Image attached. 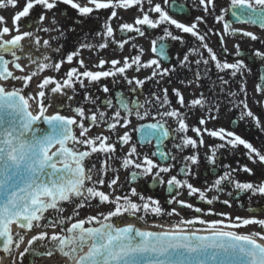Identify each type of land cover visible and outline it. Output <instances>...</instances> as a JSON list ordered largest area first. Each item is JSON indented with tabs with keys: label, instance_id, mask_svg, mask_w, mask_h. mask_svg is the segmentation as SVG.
Masks as SVG:
<instances>
[{
	"label": "snow or ice",
	"instance_id": "snow-or-ice-1",
	"mask_svg": "<svg viewBox=\"0 0 264 264\" xmlns=\"http://www.w3.org/2000/svg\"><path fill=\"white\" fill-rule=\"evenodd\" d=\"M146 2L149 7L145 11L143 7L145 0H89L94 8L81 6L74 0H25L23 8L14 14L13 28L0 27V81L21 83L20 87L13 85L11 90L4 84H0V252L5 255L11 257L13 249H19L24 243V235L20 232L13 234L12 226L15 225L28 232L34 228L52 229L51 235L47 231L33 235L27 241L24 250L19 252L20 259L28 253L34 257H51L58 252L68 259L69 264H264V244L258 242L264 241V231L251 234H239L235 231V229L251 225L259 226L264 230V219H257L254 215L250 218L236 217L233 221L225 213H214L209 210L205 215L222 216L228 220V223H224V220L209 222L196 217L188 220L181 219L178 224L164 231H142L134 224L119 227L114 222L115 219L125 215L141 222H144L145 216L148 215L155 217L165 214L179 215L174 208L165 212L158 199L146 197L138 192L136 187H131L128 194L113 196L112 193L120 187L119 171L121 169H134L130 172V177L126 178L128 183H134L137 178L151 177L153 182L161 186L166 185V190L170 194L175 190L176 194L172 195L167 203L178 204L195 213H202L203 209L177 199L182 194L180 190H187L189 197L197 196L199 201L208 205L219 201L227 207L232 206L230 201L219 199V194L225 193L226 187L232 189L226 192L229 197H232L234 193H247L250 199L252 197L264 198V181L254 184L235 179L234 174L238 171L249 176L254 175L247 165H241L238 168L223 165L225 169L223 174L218 175L203 190L195 187L187 178L178 179L177 175H172L167 180L164 179V175L172 172L175 165H161L151 157L159 156L165 161L176 160L174 155L161 150L160 147L173 134L180 136L182 140V143L173 145L178 150L186 147L193 149L203 147L204 134L220 141L209 148L211 154L205 157L207 163L213 167L218 165L217 151L219 149L228 148L235 153L241 147L245 150L243 154L251 163L264 166V154L236 132L224 128L189 127L186 114L180 109L197 107L204 109L208 101L203 93L186 103L181 91L172 89V95L176 98L175 102L180 106L179 109L171 108L172 101L169 99L167 88L162 89V95L151 93L150 96L144 97L143 102L140 101L139 90H142L149 80L159 84L161 79L176 71L175 67L165 68L162 65V61L168 59L164 44L158 47L157 41H152L151 52L154 58L147 62L141 60L142 49L139 55L131 58L124 57L122 61L99 59V62L93 65L99 69L95 72L88 69L84 60L79 58L84 49L104 50L110 45H115L116 48L122 50L128 40L115 39V31L110 21L117 17L116 8L127 10L138 7L142 15L135 19L134 24L120 25L121 33H137L144 36L145 28L157 29L163 26L164 35L158 38L160 41L170 39L183 44L184 37L170 30L174 28L179 33L188 34L198 41L199 46L208 54V58H204L198 48H190L182 60L177 58L181 68L190 63V54H198L200 59L195 60V64L198 68L203 64L206 72L210 71L207 66L212 62L217 73H227L233 80L237 76L243 77L245 73L251 74V69L243 59H236L234 63H229L227 60L221 62L213 49L209 47L206 37L209 33L218 36L221 47L226 53L225 35H235L240 32L242 36L252 41L260 40L258 36L251 32L232 29L231 25L225 22L223 14L214 17L217 24L223 23V33L212 32V29H208L205 33L199 31L198 26L206 22L205 16L215 11V0H199L204 16H197L191 24L174 19L159 3L153 4L152 0H146ZM163 2L165 5L168 4V0H163ZM61 4L70 6L71 9L77 11L79 17L84 18L89 17L94 9H112V11L103 23L102 30L95 33L96 36L102 38L103 42L98 45L81 43L75 50L61 57L59 61L51 62L47 51L59 53L63 45L53 47L50 40H42L32 31H21V28L26 25L20 24V21L22 18L29 17L32 10L39 6L42 13L36 21L31 22L37 25V31L44 33L57 31L59 36L63 37L64 32L56 27L58 21L55 16L51 19V27H41L48 18L47 13ZM6 6L16 8L19 6V0H0V9ZM230 7L233 10V17L237 20L259 23L264 29V0H230ZM222 11L226 12L227 9ZM150 13H155L157 16L152 17ZM3 24H6V21L0 16V25ZM68 30L75 31L74 28ZM13 31L15 35L12 34ZM5 36H10V38L5 39ZM52 39L55 40L58 37H52ZM25 40L28 41L27 47L23 43ZM234 47L235 57H241L240 45L236 44ZM41 48L46 51L40 52ZM33 49L40 52V55H33ZM6 55L11 59H6ZM252 55L264 63V52L255 50ZM23 58L28 59L29 65H22L19 62ZM74 61L79 68L69 67L59 80L54 76H44L35 86L37 91L25 95V89L30 87L35 77L46 70L60 72L64 63L72 65ZM31 65H35V68L29 73L28 68ZM107 65L111 67L107 68ZM11 69L23 75H15ZM141 69H152L151 75L144 79L136 76L130 78L127 75L129 70L139 72ZM194 75L197 81L205 78L200 71H196ZM108 78H113L117 82L118 78H123L127 85L131 86V91L136 94L137 98L130 100L118 97V104H114L111 98H107L110 88L107 84L101 85L100 83ZM259 79L264 81V75ZM218 80L222 85L229 84V80L225 79L224 75H219ZM85 81L88 85L100 87V91L105 94L103 106L111 110L110 112L101 110L98 105L100 97L93 98L86 93L84 100L95 106L94 110H86L83 106H77L71 109L73 116L62 115L60 110L51 115L48 114L49 108L53 106V99L66 97L68 101H72L76 93V85L79 84L81 88H84L87 86ZM180 82L185 83L183 80ZM220 91L223 93L225 89L221 88ZM255 91L258 94H264V84H256ZM69 92L72 95H69ZM239 93L244 94L245 98L238 103L231 101L234 108L241 109L239 119L243 121L247 118L256 128H262L260 117L249 108L247 103V89L244 80L239 81L238 92L229 91L227 95L236 97ZM257 103L260 102L257 101ZM152 108L156 109L155 114L150 110ZM160 109L164 110L160 111ZM216 111L219 112V107ZM133 118L139 121L151 119L155 122L141 123L129 131ZM166 118L173 120L176 127H169ZM208 118L217 119L210 113ZM206 123L207 118L201 116L198 124L203 126ZM101 125L107 127L109 136L88 135L93 127ZM118 129L125 131L118 135L114 142H110L111 135H115ZM189 131L194 132L199 139L189 137L187 135ZM132 132L139 133L142 145H151L155 141L156 151H153L151 156L148 154L141 156L137 145L132 143ZM176 136H173V139ZM117 145L120 149L126 145L130 147L125 155L116 157ZM94 156L102 158L99 166L96 163L90 166L86 163ZM114 159L120 160L118 168L112 167L109 163ZM182 163L184 166L180 172L185 177L194 178L195 173L191 166L200 164L198 154L194 153L184 157ZM105 186L109 192L102 190ZM208 193H213V195L209 198ZM133 197L137 198L140 203H137ZM93 201H97L99 205L111 207L106 213L78 219L81 210L90 207ZM65 205H70L72 208L67 216L63 215L67 210ZM48 213L52 215L46 216ZM43 221L47 222L42 223ZM196 224L205 227L195 231L191 230L190 226ZM153 227L163 226L153 225ZM57 228L60 229L59 232L56 231ZM201 231L209 234H196ZM38 244L46 247V251L39 252ZM85 248H87L86 252ZM13 264H16L15 259H13Z\"/></svg>",
	"mask_w": 264,
	"mask_h": 264
},
{
	"label": "flooded vegetation",
	"instance_id": "flooded-vegetation-1",
	"mask_svg": "<svg viewBox=\"0 0 264 264\" xmlns=\"http://www.w3.org/2000/svg\"><path fill=\"white\" fill-rule=\"evenodd\" d=\"M171 0H168V4L165 5L163 0H152L153 4L159 3L164 8L165 11L168 12L170 16L174 19L185 23L191 24L195 21L196 17L198 16V11H203L202 8L198 9L192 7V0H184L186 4L191 7L192 15L190 17L187 16H179L173 14L169 9V3ZM74 2L80 4L81 6H88L93 7L94 5L89 3V0H74ZM25 4V0H19V6L13 8L12 6H6L3 9H0V16L4 17L6 24L9 23L11 29L13 28V17L14 14L20 11ZM144 10L148 9V4L145 0L143 5ZM112 9H102V10H95L93 13L87 17H79L76 10L71 9L70 6L66 5H58V7L51 12L47 13V19L43 22L41 27H51V19L55 16V19L58 21L56 27L61 29L64 32V36L60 37L57 31H51L49 33H44L43 31H37V25L35 23H31L32 21H36L37 18L41 15L42 9L37 6L34 8L29 17L22 18L20 24L26 25L21 28V31H32L37 36H39L42 40L48 39L53 47H57L63 45L61 51L59 53L52 52V55H56V57H52L53 62H57L61 59V57L65 56L66 53H69L77 48V46L81 43H88L93 45H98L102 41L101 37L95 35L96 32L102 30V25L105 20L108 19L110 16ZM115 11L117 12V17L110 21L111 26L115 31V39H127L128 43L125 44L122 50L116 48L115 45H110L109 48L104 50H99L98 48H93L91 51L88 49H84L81 52V56L79 58L83 59L85 64L88 66V69L91 71H98L99 69L95 68L93 65L99 62V59L105 60H123L124 57H133L135 55L140 54V50H143V55L141 56V60L143 62H147L148 60L154 58V54L151 52L152 41H157V46L159 47L160 44H164L166 46V54L168 59L162 61V65L165 68L175 67L176 71L171 73L170 76L164 77L160 80V83L157 84L156 82L149 80L143 87L142 90H139V99L143 102L144 97L150 96L151 93H156L162 95V89L167 88L169 91V99L172 101L171 108H178L179 105L175 102L176 98L172 95V89H179L184 96L185 102H190L193 99H196L200 96L201 93L207 98V103L204 109H200L199 107L194 109L183 108L180 109L181 112L186 114V122L189 127H206L208 129H219L224 128L228 131H234L238 135H240L245 140L251 142L255 148H257L262 154H264V94H258L255 91L256 84H264V81L259 79L260 76L264 75V63H262L259 59L254 58L252 53L255 50H260L264 52V29L257 27V34L260 40L252 41L248 37H244L240 34L235 35H225L224 36V47L227 48V52L225 53L221 47L219 37L213 35L211 33L208 34L206 37V42L208 43L209 47L213 49L216 53L218 59L223 62L227 60L229 63H234L236 59H243L244 62L248 65L251 69V74L245 73L243 77L237 76L235 80L227 73H217L214 64L212 62L209 63L207 66L210 71L205 70V66L201 64L198 66L195 64V60L200 59V55L198 54H190L189 61L190 63L181 68L179 66V60H182L184 55L188 53L190 48H198L200 53H203L204 58H208V54L206 50L199 46V42L196 41L188 34L179 33L178 30L171 28L170 30L173 31L174 34L182 35L184 37V43L181 44L179 41H172L170 39H166L164 41H160L158 38L163 36V26L157 29H149L145 28V35L140 36L137 33H128L124 32L121 33L119 31V26L123 23L134 24L135 19L142 15V13L138 10V7H133L130 9H121L116 8ZM150 16L156 17L157 14L150 13ZM200 16H204L201 14ZM82 21V22H77ZM205 23L200 24L199 31L201 33H205L208 29H212V32H220L223 33V23L217 24L214 20L213 15L211 14L205 16ZM226 22V21H225ZM5 24L0 25L3 27ZM69 28H74L75 31H69ZM239 30L246 31L244 27H238ZM247 32V31H246ZM15 35V31L12 32ZM52 37H58V39L53 40ZM23 43H28L27 40L23 41ZM239 44L241 48L242 55L241 57H235V45ZM135 45V47H133ZM77 67L79 65L73 62L72 65H68L64 63L60 72H55L53 70H49L45 72L47 76H54L56 79H62L64 73H66L69 67ZM110 68V65L106 66ZM83 71V69H81ZM152 69H141L139 72H133L129 70L127 75L131 78L136 76L139 79H144L151 75ZM196 71H200L201 75L204 76V79L197 81L195 78L194 73ZM224 75L225 79L229 80L228 85H222L219 80L218 76ZM185 81V83H181L180 81ZM244 80L247 89V103L249 108L260 117L262 128L258 129L255 127L253 122L249 119H245L241 121L240 117V108H234L231 101H235L238 103L240 100H243L244 94L239 93L236 97H230L227 95L229 91L238 92L239 90V81ZM101 85L107 84L110 88V93L107 94V98H111L114 104H118V97L126 98V99H136L137 96L131 91V86L127 85L126 81L123 78H118V82L114 81L113 78H108L107 80H102ZM87 85L84 88H81L79 84L76 85V93L74 95V99L72 101H68L66 97H62V102L58 104L60 108L70 110L72 115V108L77 106H83L86 110H94L95 106L89 104L87 101L84 100L85 94H89L91 97H100V101H98V105L101 107V110L104 111H111L103 106V100L105 99V94L100 91L99 86L88 85L87 81H85ZM224 88L225 91L221 93L220 89ZM69 95H72L69 92ZM257 101L260 103L258 104ZM69 105L71 107H69ZM219 107V112L216 111V108ZM229 109H232L231 111ZM153 114H155L156 109H150ZM164 109H160L163 111ZM143 111V110H141ZM209 113L211 116L217 117V119H211L209 117ZM204 116L207 118V123L203 126L198 124L199 118ZM159 119V117H157ZM167 119V124L169 127H176L175 122L170 118ZM233 121H237V123H233ZM155 121L151 119H146L144 121H139L133 118L132 124L128 129L131 131V128L137 127L141 123H154ZM77 129V134H78ZM124 129H118L115 135H111L110 142H114L117 139V136L122 134ZM98 134H103L105 136H109L110 133L107 130L105 125H101L98 127H93L92 130L88 133L89 136H95ZM132 143L137 145V150L141 154V156L148 154L151 156V153L155 151L154 144H141L137 139V132H132ZM187 135L193 139H199L196 134L192 131H189ZM176 136V134H173ZM205 144L203 147H198L193 149L191 147L183 148L182 150H178L173 145L176 143H182L180 136H176L175 139L173 137L169 138L164 142V149L166 152L171 153L176 157L175 161L167 160L165 162L159 160L157 157H151L155 162L166 165V164H174L175 167L173 168L172 172L164 175V179L167 180L172 175H177L178 179L187 178L190 183H192L195 187L203 190L204 188L208 187L211 182L218 176L223 174L224 168L223 165H231L232 168H238L241 165H247L249 168L252 169L254 175L249 176L243 172H236L234 177L236 180L241 182H252L254 184H259L264 181V166H260L259 164L251 163L247 157L243 154L244 149L241 147L235 153L228 148L219 149L217 151V160L218 165L213 167L209 165L205 159L207 155H210L209 148L214 146L220 141L215 140L207 134H204ZM130 145L124 146L123 149H120L119 145H117V153L116 157H122L127 153L129 150ZM198 154L200 159V164L198 166H191L192 171L195 173V177L192 176L185 177L180 169L184 166L182 161L184 157L192 154ZM101 157L94 156L91 160L87 161L86 163L90 166L92 163H96L99 166ZM112 167H119L120 160L114 159L109 162ZM134 169L123 170L119 171V178H120V187L118 188L121 194H128L131 187H136L138 192H141L146 197L150 196L160 201L161 206L168 209H182L185 212H194L190 209L182 208L178 204H168L167 200L171 198L172 195H175V190L170 194L166 190V185L161 186L156 182H153L151 177L147 178H137L134 183H128L126 178L130 177V172ZM106 187V186H105ZM232 190L231 187H226L225 193L219 194V199L222 200H229L231 205L234 208L238 209H249V208H256L257 209H264V198L260 197H252L249 198V194L241 193L235 194L232 197H229L226 192ZM182 194H180L177 199L184 200L187 203L193 204L196 207H200L203 209L202 214L206 213L210 208L214 207L215 205H224L219 201L214 202L212 205H208L199 201L197 196L189 197L187 194V190H180ZM213 193H208V197L210 198ZM134 200L137 198L133 197ZM257 219H264V213H257Z\"/></svg>",
	"mask_w": 264,
	"mask_h": 264
},
{
	"label": "rangeland",
	"instance_id": "rangeland-1",
	"mask_svg": "<svg viewBox=\"0 0 264 264\" xmlns=\"http://www.w3.org/2000/svg\"><path fill=\"white\" fill-rule=\"evenodd\" d=\"M227 1H224V3H222L223 5H225ZM25 65H29V62H26ZM31 67V66H29ZM14 74L15 75H23V73H19L17 71L14 70ZM44 76H37L34 78L33 80V83L31 82L30 84V87L28 89H25V95H27L29 92H35L37 91L36 89V84H38L42 79H43ZM3 84L9 88V90H11V87L14 85L15 87H20L21 86V83L19 81H9V82H4L3 81ZM49 112H53V111H57V107L56 106H52L51 108H49L48 110ZM113 196L116 195L115 192L112 193ZM137 203H140V202H137ZM66 207V206H65ZM111 206H106V205H99L98 202H94L92 203V205L90 207H87L85 209H82L81 212H80V216L77 217L78 219H83V218H86L87 216L89 215H92V216H95V215H98L99 213H106L109 208ZM66 211L65 213L63 214L64 216H67V211H68V206L66 207ZM214 211H217L218 213H225L228 217H230L233 221H235V218L236 217H241V218H248V217H245V216H241L239 215L238 213L234 212L233 210H230V209H227V208H224V207H219V208H214ZM50 213L46 214V216L50 217ZM154 218H158L159 221L157 220H152ZM191 218V217H189ZM186 217V219H189ZM200 218V217H199ZM181 219H185V216H181V217H177L175 218H168V216L165 214L163 217L160 216V217H151L150 215L148 216H145V221L144 222H148V221H157L158 223H160L161 225L165 224V225H169V226H173L175 224H178V222L181 220ZM201 219H204L206 221H215V220H224V223H228V220H226L224 217L220 216L218 218H211V217H205V218H201ZM47 221H43L42 223H46ZM204 225H199V224H196V225H193V226H190V227H203ZM235 231L237 232H240L242 234H251L253 232H262L264 230L262 229H258L257 226L255 225H251V226H247V227H241L239 229H235ZM34 233V232H33ZM32 234V233H31ZM33 235V234H32ZM40 247V245L38 244L37 245V249ZM46 251V247L44 248L43 252ZM14 253V251H13ZM58 253V252H57ZM57 253H54L55 255L51 256V257H48V256H38V257H35V258H31V260L29 261L28 264H36L39 262L40 258L41 257H48L49 258V261L48 263L46 264H50L51 262H54L52 264H60L62 261L60 260V256L57 254ZM31 253H28L26 254L25 256L28 257L30 256ZM53 257H55L54 259H52ZM15 260H17V254L15 255ZM26 258L24 257L23 259H21L22 262H26L25 260Z\"/></svg>",
	"mask_w": 264,
	"mask_h": 264
},
{
	"label": "bare ground",
	"instance_id": "bare-ground-1",
	"mask_svg": "<svg viewBox=\"0 0 264 264\" xmlns=\"http://www.w3.org/2000/svg\"><path fill=\"white\" fill-rule=\"evenodd\" d=\"M124 221H127V222H134V223H136V224L139 226L140 229H143V230L151 229V230H156V231H164V230L169 229V228H168L167 226H165V225H162L163 227H161V228H156V227H153V225H157V224H153V223H151V222H148V223H145V224H144V223H142L141 221L136 220L135 218H127V219L124 220ZM18 230H21V229L18 228V227H16L15 225L12 226V232H13V234H14V233H17ZM22 231H23V232H26V233H29L28 231H24V230H22ZM41 231H43V230H41ZM41 231H39V232H41ZM56 231L59 232L58 229H57ZM23 232H20V233L22 234ZM39 232H34V233H33V232H30V234H29L28 236H29V237H30V236H33L32 234L37 235ZM47 232L49 233V235H51L52 230L47 231ZM31 233H32V234H31ZM28 236H27V237H28ZM261 242L264 243V241H261ZM18 250H19V249H18ZM16 252H17V251H16ZM60 260L62 261L61 264H69L68 259L65 258V257H63L62 255H61ZM50 261H51V260H50ZM50 261H49V258H41L38 264H46V263H48V262H50ZM0 264H13V258H12V257H9V256H7V255H3L2 257H0ZM16 264H17V263H16Z\"/></svg>",
	"mask_w": 264,
	"mask_h": 264
},
{
	"label": "water",
	"instance_id": "water-1",
	"mask_svg": "<svg viewBox=\"0 0 264 264\" xmlns=\"http://www.w3.org/2000/svg\"><path fill=\"white\" fill-rule=\"evenodd\" d=\"M232 9H231V17L235 20V21H246V20H237L235 17H233V15H232ZM238 12H239V10H237ZM256 24H258L259 25V23H256ZM125 222V224H134V225H136V226H138L136 223H134V222H127V221H124ZM139 227V226H138ZM86 249L87 248H85L84 249V251H86ZM5 255V254H4Z\"/></svg>",
	"mask_w": 264,
	"mask_h": 264
}]
</instances>
